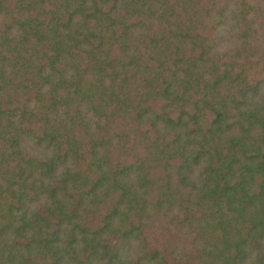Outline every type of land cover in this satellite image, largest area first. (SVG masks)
<instances>
[{
	"label": "trees",
	"instance_id": "trees-1",
	"mask_svg": "<svg viewBox=\"0 0 264 264\" xmlns=\"http://www.w3.org/2000/svg\"><path fill=\"white\" fill-rule=\"evenodd\" d=\"M0 264H264V0H0Z\"/></svg>",
	"mask_w": 264,
	"mask_h": 264
}]
</instances>
